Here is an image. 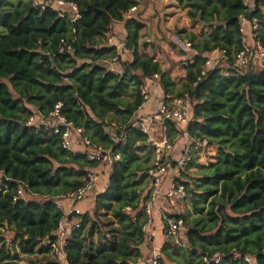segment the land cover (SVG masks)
<instances>
[{
    "label": "trees",
    "instance_id": "16d2710c",
    "mask_svg": "<svg viewBox=\"0 0 264 264\" xmlns=\"http://www.w3.org/2000/svg\"><path fill=\"white\" fill-rule=\"evenodd\" d=\"M63 1L77 5L79 20L72 22L68 12L36 9L35 0H0V228L12 234L8 243L0 232V264L36 254L41 257L28 264H147L141 252L148 223L141 186L150 180L153 148L132 125L143 104L139 88L156 75L165 96L187 95L190 101L186 128L173 121L164 125L172 145L186 134L192 148L216 149L211 163L193 160L185 168L197 166L196 176L184 170L174 180L186 187L190 209L169 220L184 221L186 245L168 238L156 264H248V256L264 264V66L235 65L236 55L247 49L243 21L253 27L256 48L264 50V0H174L205 29L201 36L189 35L195 55L179 90L154 56L140 52L146 25L127 17L140 0ZM115 24H124L131 54L117 74L106 64L116 55L107 43ZM63 41L73 53L60 51ZM217 50L228 58L226 66L206 68L207 56ZM66 80L96 82L94 96L112 110L110 121L93 119L77 92L65 102L56 89ZM59 102L62 114L93 144L119 155L92 211L69 215L78 226L71 229L65 258L42 242L56 240L66 216L58 202L100 162L63 149L60 134L29 123L36 114L49 118Z\"/></svg>",
    "mask_w": 264,
    "mask_h": 264
},
{
    "label": "built area",
    "instance_id": "2783aa9c",
    "mask_svg": "<svg viewBox=\"0 0 264 264\" xmlns=\"http://www.w3.org/2000/svg\"><path fill=\"white\" fill-rule=\"evenodd\" d=\"M35 7L39 10L50 8L61 14L68 12L70 14L69 18L72 22H76L80 19L77 5L74 3H67L63 0H35ZM133 10H136V8H133L131 11ZM185 42L186 50H191V42ZM62 43L63 47L60 50L61 52L64 51L65 48H67L70 53L74 52L71 46L66 45L64 41ZM107 43L110 46L115 47L116 55L110 60L111 62L119 61L123 52H128V49L125 47V42H123V44H119L113 36L108 37ZM217 54L223 61L228 59L224 52L218 50L214 51L207 56L205 64L206 68H214L217 66V61L213 59V56ZM254 58H258L260 65L264 66V50L260 46L256 48L255 52L247 47L246 50L238 53L235 57V65L246 68L251 62H254ZM190 60L189 62L192 63L193 61ZM112 71L116 74L119 73L118 70ZM154 78H158V76L156 75ZM139 89L141 95L143 96V104L140 107L141 109L150 100V90L147 83L142 84ZM62 107L63 104L59 102L55 105L54 110L49 115V118L43 119L40 117L43 122L42 125L46 126L55 134L61 135V144L63 149L70 152H75L73 143L74 141H78L79 143L83 144L85 149H87V151L82 153H87L91 160L99 161L100 165L102 162L108 161L109 167L111 168L113 161L119 159V155L113 156L109 150H103L101 146L93 144L92 141L85 136V130L82 127H76L66 115L62 114ZM191 116L192 113L190 101L187 95L184 97L164 95V98L156 114L147 116L145 118L141 116L137 117L132 125L133 127H138L142 133L147 135L148 143L153 148L152 167L149 170L153 198L160 195V187L165 179H180L182 172L193 161V148L190 141H187V143L183 145V148L177 157H170L172 156L174 145H172L170 142V138L167 135L164 126L167 121H173L177 126H181V128L184 129L190 122ZM34 118L35 117L32 116L29 119V123L32 125H35ZM157 124L159 125L160 133H157L158 131L155 128ZM95 171L96 169L89 172L86 179L84 180L83 185L67 196V199L71 203V208L69 213H65V218L59 223L58 230L55 233L56 240L46 238L42 242L43 246L50 247L51 254H57L65 258L64 249L67 245V239L70 235L71 229L75 225L78 226V224L71 222L68 217L72 214H82L75 205L85 198L91 196L93 191L96 189L99 179L98 174ZM18 193L20 196L24 197V191L22 188H20ZM187 196V189L181 183L172 185L166 193V197L171 200L185 201ZM151 210L152 204L149 203L146 205L147 215L151 213ZM186 231L187 230L182 219L168 220V228L165 230L166 236L175 240V242L180 246L186 245ZM159 258L160 255H156L153 259V264H156ZM245 260L248 264H253L249 256L246 257Z\"/></svg>",
    "mask_w": 264,
    "mask_h": 264
},
{
    "label": "rangeland",
    "instance_id": "374dc122",
    "mask_svg": "<svg viewBox=\"0 0 264 264\" xmlns=\"http://www.w3.org/2000/svg\"><path fill=\"white\" fill-rule=\"evenodd\" d=\"M177 13V14H176ZM127 16L136 17L139 20L143 21L146 25L145 29L142 32L141 40H140V52L146 55H155L158 61L164 66L163 69L167 71L169 74H172V78L178 83V90L182 88L183 83L185 82V65H187L188 61L193 58L195 52L193 49L186 50L185 41H189V35L191 33H195L196 35H200L203 31V25L201 24H193L187 18L184 9L181 4L173 1V0H140L139 5L136 7V10L131 11ZM122 24L116 28V34H111L109 37H114L119 44H123L124 38L122 36L121 30ZM253 27L250 23L242 24V32L244 36V41L247 47L252 49L254 52L256 50V46L251 39L253 37ZM146 40H150V42H146ZM108 42V38H107ZM146 43V44H145ZM143 44H145V49L143 48ZM150 46V47H149ZM131 56L130 52L124 51L120 60L115 62V67L121 64V59H129ZM213 59L217 61V66L224 64V61L220 59V56L217 54L213 56ZM254 62L256 65H260L259 59L254 58ZM146 81L145 83H147ZM66 84H62L56 89L59 94L63 96L65 102L70 101V96L75 91L76 94L82 96L84 99L83 104L87 109L89 115L93 119L103 120L105 119V114L100 108H97L96 103L91 98L99 90L97 89L96 82L92 80H88L86 83H82L83 86L75 85L74 83H70L66 81ZM70 85V87H68ZM70 88V89H69ZM177 97V95H175ZM102 111V112H101ZM135 119L140 117L138 113L135 115ZM34 124L40 125L42 124V120L40 116L36 114L34 116ZM157 129V133H160L159 125L155 126ZM184 145V143H183ZM181 147L177 149L176 153H174V158L179 155L181 151ZM87 151V149L83 150ZM89 151V150H88ZM216 149L213 146L205 147L194 145L193 147V160L197 165H206L209 164V160H213V155L215 154ZM177 154V155H176ZM173 156H170L171 158ZM152 163V161H151ZM109 166V162H102L101 167L105 169ZM197 166L190 167L184 171H187L190 176H196L198 171ZM183 173V175H184ZM182 175V176H183ZM186 180L185 177L182 178ZM150 183V180H149ZM148 183V184H149ZM175 181L172 178L165 179L163 184L160 187V195L153 198V193L148 186V192L145 191L143 195V206L151 203L153 205V210L151 215L149 216L148 225L146 226V246L143 248V259L142 261L147 262V264H153V259L156 255H160L161 257V249L163 244L168 240L164 230V222L170 219V216H174L175 214L185 213L187 211V204L182 200H171L166 197V193L168 189L175 185ZM95 190L92 194H94ZM27 198V195H23ZM64 202L65 205H64ZM67 200L62 199L58 203L64 205V208H67ZM70 209L65 211L68 214ZM1 234H3L8 243L12 240V234L9 233L6 229L0 228ZM40 254H36L34 256H21L18 264H28L31 260L35 258H40ZM168 264V263H167Z\"/></svg>",
    "mask_w": 264,
    "mask_h": 264
},
{
    "label": "crops",
    "instance_id": "0c3cea01",
    "mask_svg": "<svg viewBox=\"0 0 264 264\" xmlns=\"http://www.w3.org/2000/svg\"><path fill=\"white\" fill-rule=\"evenodd\" d=\"M174 1V0H173ZM176 2V1H175ZM178 3V2H177ZM182 6V5H181ZM184 12L186 13V10L184 9ZM129 14V13H128ZM177 14V13H176ZM187 15V14H186ZM128 18H131L130 16H127ZM188 18V16H187ZM189 19V18H188ZM190 20V19H189ZM191 22V21H190ZM245 24H248V22L246 21H243ZM120 26V24H115L114 25V31L113 33H109L108 34V37L111 35V34H116V28ZM121 30H122V36L124 38V41L126 39V30L124 28V24H122V27H121ZM205 31L204 27H203V31L201 32V34ZM198 35V36H201ZM254 36L252 37L251 39V42H253L255 44V41H254ZM146 42H150V40H146ZM146 44V43H145ZM145 44H143V48L142 49H145ZM150 47V46H149ZM150 56H154L157 59V57L155 55H150ZM131 58V57H130ZM128 59L124 60V59H121V61H127ZM107 64V67L110 69V70H118L119 72L121 71V65H117L118 67L117 68H114L115 67V62H111V61H108L106 62ZM161 64V63H160ZM162 66V65H161ZM164 68V66H162V69ZM165 71V69H163ZM171 77H172V74H170ZM173 79V78H172ZM159 78H153V79H149L147 80V84L149 86V90H150V100L149 102L144 105L137 113L139 116L141 117H147V116H150V115H153V114H156L159 107H160V104L164 98V93H163V90L158 82ZM174 80V79H173ZM66 81H69V80H66ZM66 81L63 83L65 85L66 84ZM175 81V80H174ZM176 82V81H175ZM70 83H73L72 81H69V84ZM75 85H78V86H82L81 84L79 83H74ZM70 87V85H68ZM179 86H178V83L176 82V90H178ZM77 92V91H75ZM93 99V101L96 103L95 105L97 106V108H100L102 111H103V114H105V119H103L102 121L105 122V123H108L111 119V117L113 116V112L112 110L108 109V108H103L101 107L99 104H98V101L97 99L95 98V96H92L91 97ZM124 98H127L129 100H132V97L130 95H127V94H124ZM85 108V106H84ZM101 111V112H102ZM97 120V119H95ZM75 140V139H74ZM189 140L188 136L185 134V137H180L179 140L177 141V143L174 145L173 147V153H172V156L174 155V153H176L177 149L181 147V149L183 148V143H187V141ZM73 148L75 150V152H78V153H82L84 152L83 150L85 149V147L83 146L82 143H79L78 141H74L73 143ZM86 150V149H85ZM181 152V151H180ZM179 152V153H180ZM216 154V152H215ZM215 154L213 155V157L215 156ZM177 155V154H176ZM174 157V156H173ZM212 157V158H213ZM213 160H209V162L211 163ZM208 164V163H207ZM206 164V165H207ZM95 170V169H94ZM110 170L111 168L108 166L106 167L105 169H102L101 165L96 168V173L98 174V184L96 186V189H95V192L94 194H92L91 196L85 198L84 200H82L81 202L77 203L75 206L81 211V213H85V212H88V211H92L93 209V206H94V199H95V196L102 192L107 184H108V178H109V173H110ZM150 185H151V180H150V183L147 184V181L143 183V185L141 186V188L143 189L144 188V191H142V203H141V207L142 209L145 210L146 212V205L143 206L144 204V201H143V195L145 193V191L148 192V186L150 188ZM151 189V188H150ZM150 193H152V190L150 191ZM66 200L68 201L67 202V205L68 207L67 208H64V205L66 202H64V205L58 203L59 207L65 212L67 209H70L71 208V203L70 201L66 198ZM186 203V202H185ZM187 204V209H190V205L188 203ZM152 210H153V205H152ZM152 210H151V213H152ZM151 213L149 215H147L148 217V220H149V216L151 215ZM147 214V213H146ZM149 223V222H148ZM147 223V225H148ZM146 225V226H147ZM145 230H146V227H145ZM146 246V242L145 244L141 247V252L143 254V248Z\"/></svg>",
    "mask_w": 264,
    "mask_h": 264
}]
</instances>
